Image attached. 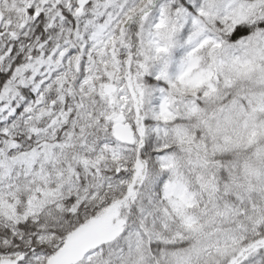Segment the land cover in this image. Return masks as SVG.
<instances>
[{"label":"trees","instance_id":"trees-1","mask_svg":"<svg viewBox=\"0 0 264 264\" xmlns=\"http://www.w3.org/2000/svg\"><path fill=\"white\" fill-rule=\"evenodd\" d=\"M21 1L0 0L6 21ZM154 1L139 54L0 40V264H264V0ZM140 102L121 145L115 116L135 128ZM115 206L113 240L74 239Z\"/></svg>","mask_w":264,"mask_h":264},{"label":"flooded vegetation","instance_id":"flooded-vegetation-1","mask_svg":"<svg viewBox=\"0 0 264 264\" xmlns=\"http://www.w3.org/2000/svg\"><path fill=\"white\" fill-rule=\"evenodd\" d=\"M24 5L27 7L26 14L28 19H38L40 17L43 22L41 36L45 40L42 48H45L40 49L39 52H83L85 50V48H80L86 46V44L82 45L80 40L81 38L83 40L92 29L91 26L95 20L94 15L99 13V11L86 7L81 9L77 0L39 2L29 0ZM89 5L95 6V3L91 2ZM10 26L14 30V26L12 24ZM20 28L31 30L34 27L28 26V22L26 21L20 25ZM10 34L14 35L11 32ZM62 41L69 42L66 44L67 49H62ZM88 51L92 50L89 49ZM3 52L12 51L4 50Z\"/></svg>","mask_w":264,"mask_h":264},{"label":"rangeland","instance_id":"rangeland-1","mask_svg":"<svg viewBox=\"0 0 264 264\" xmlns=\"http://www.w3.org/2000/svg\"><path fill=\"white\" fill-rule=\"evenodd\" d=\"M27 0L23 1L26 2ZM39 1H56V0H39ZM144 16V13L142 14V18ZM141 26V25H140ZM140 37H142V32H140ZM139 52H142L139 49ZM138 52V54H139ZM221 56V54L219 52H213V58L211 59V62L216 64L217 63V59H219L218 57ZM140 62H139V75H142L141 73V69H140ZM134 65V69H136L138 67V64L136 65V63L130 61H128V64L126 65V74H127V82H129L130 86L135 88V89H139L138 84L133 80L134 75L132 73V67ZM143 66H141L142 68ZM110 90V87L106 88V93H108V91ZM176 102H180L179 103V110L183 111L184 108L186 109L185 104L182 103V99L179 98H173ZM141 100L140 97H137V102H139ZM140 106H141V102L139 103V106L136 107L137 109V117L135 120V128L137 131V134L139 136V133L141 134V123H142V115L140 113ZM140 125V127H139ZM144 129V128H143ZM176 135L178 137L180 136L179 132H176ZM181 141V140H180ZM182 143H185V141H182ZM137 179L142 180L144 179V175H145V167L142 166V164H140L138 162L137 164ZM142 183V182H141ZM141 183H139V189L141 188ZM136 183H134V187H135ZM137 190L138 187L135 190H132L133 192L128 196V199H134L136 198L137 195ZM129 202V201H128ZM122 214V206L120 207H112L110 209H108L105 213H103L100 217H98L94 222H92L89 226H87L83 233V237H78L76 236L74 239H76L78 242L79 241H83L85 240V242L89 241V238L95 242L93 247H96L98 245H102L101 243H107L109 240H113L114 237L122 230L123 227H125L126 225V221L125 218H123L121 216ZM86 233V235H85ZM76 242V241H75ZM85 247H89V246H85Z\"/></svg>","mask_w":264,"mask_h":264},{"label":"water","instance_id":"water-1","mask_svg":"<svg viewBox=\"0 0 264 264\" xmlns=\"http://www.w3.org/2000/svg\"><path fill=\"white\" fill-rule=\"evenodd\" d=\"M84 3V2H82ZM116 139L126 145L135 143L134 133L129 125H125V120L120 118L118 124L114 128Z\"/></svg>","mask_w":264,"mask_h":264}]
</instances>
